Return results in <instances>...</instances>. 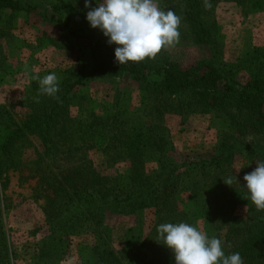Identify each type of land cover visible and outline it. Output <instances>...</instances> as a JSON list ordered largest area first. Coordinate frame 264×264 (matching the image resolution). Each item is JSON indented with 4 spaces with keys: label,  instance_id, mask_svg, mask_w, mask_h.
<instances>
[{
    "label": "rangeland",
    "instance_id": "1",
    "mask_svg": "<svg viewBox=\"0 0 264 264\" xmlns=\"http://www.w3.org/2000/svg\"><path fill=\"white\" fill-rule=\"evenodd\" d=\"M9 1L11 9L0 8V140L4 126L55 110L48 132L12 140L10 151L20 148L17 162L2 153L0 264H118L131 246L147 260L175 262L152 231L157 209L144 212L142 226L129 209L86 217L78 216L76 205L80 194L92 190L125 193L141 175L153 178L160 168L174 172L171 186L180 177L171 194L160 196L159 208L168 205L162 210L171 220L219 238L228 252L251 224L258 226L264 210L252 204L243 176L264 161V100L237 105L223 94L224 86L236 95L248 84L264 86V0H203L201 44L187 26L183 1L158 0L181 17L180 38L148 63L218 77L181 94L157 88L160 77L140 84L112 70L119 64L103 46L102 33L86 22L84 0ZM52 71L60 79L57 98L38 95L30 77ZM139 130L148 140L129 145ZM73 216L86 223L71 225L66 219ZM138 232L151 235L148 251H135V239L129 241ZM138 256L136 262L143 258ZM244 264H264V238Z\"/></svg>",
    "mask_w": 264,
    "mask_h": 264
},
{
    "label": "trees",
    "instance_id": "2",
    "mask_svg": "<svg viewBox=\"0 0 264 264\" xmlns=\"http://www.w3.org/2000/svg\"><path fill=\"white\" fill-rule=\"evenodd\" d=\"M183 3L187 6V11L185 13V21L188 24V28L190 29L191 35L194 38V41L198 44L203 43V35L205 33L204 29V23H203V6L204 2L203 0H182ZM13 7V4L9 0H0V8L2 9H11ZM104 43L103 46L106 48V50L109 53H114V48L116 45H109L106 43V38L104 37ZM112 70H115L116 73L119 74H126L129 76L134 82L145 84L147 83L150 78L152 77H160L161 82L157 86V88H160L162 91L168 93V94H181L185 91L194 90L197 88L202 87L206 83H216L218 81V77L216 76V73L214 71L208 72L203 75H195L191 72H185L179 70L175 65L165 63L162 66H152L148 63V61L145 59L143 62L133 63L128 62L116 67L111 68ZM107 72H110L111 70H105ZM68 94V92L61 95V100L65 98V96ZM223 98L227 103L231 104H246L248 102H252L254 100H264V86H261L259 83L255 82L252 84H248L245 86L244 90L236 95L232 91V89L229 86H224V94ZM55 106L49 110L46 111L45 114H43L38 119H35L34 121L22 123L18 125H12L10 127L4 126V130L2 132H5V136L3 139L0 140V177L2 175V163L3 158L2 153L5 152L8 155H12L13 158H15V161L17 162L18 158L16 156L19 155V149L16 148L13 151H10V148H14V145L12 142L13 139H15V142H18L20 140H23L24 135L29 131H37L39 134L43 135L44 133L49 131V128L51 126V114L54 112ZM135 131V130H134ZM85 133H87L86 129L82 132V136H85ZM134 139H131L129 142V145H134L135 143L141 144L140 141L144 142L148 140L147 133L144 131L139 130L138 132H135V135L133 136ZM141 138V139H140ZM19 139V140H18ZM87 139L81 138L82 142H85ZM231 147L228 148H222L219 151L218 157H222L225 152L230 151ZM14 155V156H13ZM7 157V156H6ZM217 157V158H218ZM163 168H160L157 170L155 176L153 178L146 177L144 175H141V178L139 180H135L131 185L128 187H125V193L123 189H120L116 192H109V190H106L104 192H101L99 190H92L94 193H90L89 195L80 194L82 195L81 201L76 204L77 207L80 208L78 213L79 214L90 217L92 213L94 216H98L100 212H102L105 209H108L110 211H114L115 208L120 209H129L131 213L134 216L136 215L139 217V225L141 223L142 226H144V212L155 208L158 210L156 212V222H154V228L152 229L153 233L157 237L158 240V233H157V226L164 221H168L171 223H176L175 221L171 220L172 216L171 214L166 212L165 209L168 207V205H162V209L159 208V202H160V196L162 194H171L173 192V188H175V181H179L180 177H176L175 181H172L173 186L171 184H168V181L173 175V173L166 174ZM116 187V186H114ZM115 191V190H114ZM120 192L122 196L120 195ZM116 193L117 196H112ZM85 196V197H84ZM81 197V196H80ZM83 199V200H82ZM171 206V205H169ZM72 207V206H71ZM122 210H120V213ZM129 212V213H130ZM128 213V212H127ZM162 213V214H161ZM164 213V214H163ZM172 213V212H171ZM78 216H73L72 218H67L66 221L69 222L71 225H78L86 223L85 219L78 220ZM141 219V220H140ZM173 219V218H172ZM87 221V220H86ZM254 225L251 224L249 227L251 230L247 232L246 238H244L237 246H233L232 250L230 252L225 251V254H231L234 252H239L241 257L243 258V261H245L247 258L252 256L253 251L261 243V239L264 238V219H260L258 221V226H255L254 230L252 228ZM61 229V228H60ZM141 230V227L140 229ZM234 230V229H233ZM232 230V231H233ZM256 230V231H255ZM136 230L132 229L128 232L133 234ZM141 232V231H140ZM151 235L149 238L142 235V233H139L133 238V235L129 237V241L131 242L133 239H135V245L138 246L136 250H140V246L146 249L147 251L151 249L153 244L151 243ZM141 239L143 242L140 243ZM159 243V242H158ZM139 244V245H138ZM133 247H128L127 252L124 253V255L121 253L120 259H118V264H175V262L171 263L170 261H163V262H153L154 260H147L145 254L141 253V251L133 252ZM161 248V246H160ZM159 250V246H158ZM141 254L143 258L141 261L136 262V259L139 257L138 255Z\"/></svg>",
    "mask_w": 264,
    "mask_h": 264
},
{
    "label": "clouds",
    "instance_id": "3",
    "mask_svg": "<svg viewBox=\"0 0 264 264\" xmlns=\"http://www.w3.org/2000/svg\"><path fill=\"white\" fill-rule=\"evenodd\" d=\"M84 8L89 9L85 13L89 27L99 30L107 44L116 45L119 65L154 59L162 49L179 43L181 17L162 9L158 0H84ZM31 81L38 83V95L57 98L60 79L55 71L42 77L33 74ZM243 181L252 204L264 210V161H256ZM231 183L229 179L225 184ZM157 233V242L171 250L175 264H244L239 252L225 254L219 238L187 222L161 223Z\"/></svg>",
    "mask_w": 264,
    "mask_h": 264
}]
</instances>
